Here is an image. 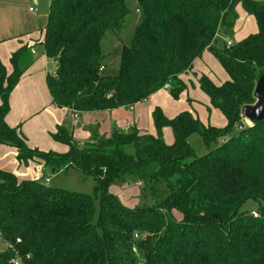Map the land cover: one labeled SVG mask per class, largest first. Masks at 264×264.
I'll return each mask as SVG.
<instances>
[{
  "label": "trees",
  "instance_id": "trees-1",
  "mask_svg": "<svg viewBox=\"0 0 264 264\" xmlns=\"http://www.w3.org/2000/svg\"><path fill=\"white\" fill-rule=\"evenodd\" d=\"M236 1L135 0L138 22L119 41L111 77L101 42L124 29L127 0H51L42 47L55 63L46 75L54 106L78 114L131 109L165 85L176 100L184 91L178 77L209 51L229 80L216 85L202 76L199 87L226 124L205 127L189 112L168 120L156 108L155 136L113 127L101 143L81 144L60 126L52 139L65 153L31 149L20 127L5 123L9 96L33 64L30 49L21 47L10 57L9 74L0 62V145L16 150L20 166L37 159L55 172L77 170L95 185L88 196L18 182L0 170V236L10 246L0 264H13L14 254L24 264H264V214L240 212L247 201L264 202V119L203 156L188 143L197 133L210 149L243 120L241 108L255 103V83L264 75V3L243 0L257 32L217 47L221 29L233 35ZM167 127L171 145L163 141ZM133 179L144 184L150 204L126 207L109 193Z\"/></svg>",
  "mask_w": 264,
  "mask_h": 264
},
{
  "label": "rangeland",
  "instance_id": "rangeland-1",
  "mask_svg": "<svg viewBox=\"0 0 264 264\" xmlns=\"http://www.w3.org/2000/svg\"><path fill=\"white\" fill-rule=\"evenodd\" d=\"M253 1L264 3V0H253ZM50 2L51 0H38V3L35 5L30 1L27 2L24 1V3L18 5L19 6L18 12L14 14L15 17H17L16 19L25 18L26 21H28L30 20V17H28L27 15V13H29L28 12L29 8L31 7L37 12L34 15L37 18L38 31L33 34V36L35 34L37 35L36 37H32L33 40L31 41L35 45L37 44V42H39V44L42 46ZM127 8L129 10V15L125 20L124 29L119 34L107 33L101 42L103 64L105 65L106 68L105 74L107 76L112 77L117 75L118 66H119V56H118V48L120 47L119 43L125 42L130 38L132 31L138 22L135 0H127ZM243 12L244 14H242ZM244 18L252 20L251 16L248 15L244 10H242V12H240L239 10V13H236V20L240 21L241 23ZM251 26L252 29H250L251 30L250 32L256 30V26L254 25V22ZM224 34H226V32L224 33V29L223 31L221 29L219 35H221L223 38L218 36L217 47H223L224 45H227V42H230L233 45L237 43L236 39L238 37L235 38L234 35L230 37L227 36L224 37ZM27 35L25 34L23 36L25 38H23L22 40H25L26 38L31 39L30 36ZM19 40L20 39L18 38L15 41H19ZM23 43H25V41H23ZM41 46L37 45L34 47L36 48V51L39 54L41 53ZM202 76L209 78L216 85H220L229 80L228 75L223 70L217 59L209 51H204L201 57L193 62L191 70L184 74H181L178 77L179 81L184 85V91L179 95L178 99L176 100L173 99L170 96L169 90L166 91L160 90L157 93L153 94L154 96L152 95L153 96L152 99L153 98L155 99V104H156L154 105L153 110L156 108L160 109L163 116L168 120L175 118L178 114L182 112H189L195 118H197L200 121V123L203 124V126L209 125L215 127H224L226 123L224 117L220 114L219 111L213 109L210 106L208 97L200 90L199 79ZM150 97L149 99H147V103L144 106L142 105L143 106L142 109L153 106L152 105L153 100ZM141 104L142 103H138L135 106H133L132 108L135 107L133 111H130L129 109L120 108L119 110L117 109L116 111L110 113L101 112V113L91 114L92 116L89 115L84 117L82 116L80 122L74 119L72 121H68L69 123H67V128H69L70 130V127L74 123L75 125H79L78 131L76 130L77 132L76 136L78 137L79 131H83L84 134H87L88 132L87 129L90 128L89 124H91V122L95 120L97 123L101 124V128H103L107 123L109 124V122H112L110 125L107 124L108 129L112 130L113 126L116 125L115 128L118 131L127 133L132 128H134L132 127L127 129L130 120L134 118L135 126H136L135 129H137L138 132L139 130L142 131L141 133L139 132V134H143V135L153 134L154 127L152 125V121L150 117L147 118L144 117L143 114H141L140 117L137 119V116L140 114L139 111ZM244 124L245 126L249 127V124L247 122H244ZM231 133L226 137L218 139L216 143L210 146V149H206L202 145L200 136L197 133L192 134L188 138V143L195 151L196 156H203L208 151L215 149L229 138L236 136L237 128L231 131ZM162 135L165 145H171L173 143V134L169 127L164 128L162 130ZM109 136L105 138H109ZM79 140L81 139L79 138ZM59 147H62L63 149H60ZM64 148H65L64 146L58 144V149H40V150H44V151L51 150L52 152L62 153L67 150ZM24 168H26L31 173L36 172L38 170L36 166H30L29 168L27 167ZM47 169H48L47 171L48 174L46 179H48V181H46L45 177H43L42 175H39V177H37V179H34V181L44 184L45 186L53 189L75 192L88 196L94 195L95 183L91 177L85 178L79 171L74 169L61 170L55 173H52L54 169H50V168ZM12 174L15 176L14 173ZM131 181H132L131 184L124 183L122 185L120 184L111 185L109 187V193L116 196L118 201L126 207L133 208L141 205L142 203L147 205L150 204L151 197L150 194L146 193V190H144L145 187L144 184L138 183L134 179ZM142 196H145L146 199L145 198L142 199L141 198ZM240 212H246L248 214L251 212H256L257 215H259V212H261L264 214V202L258 203L255 201H247L241 207ZM174 215L177 219H180L179 213L174 212ZM4 249L5 246L0 242V252L3 251Z\"/></svg>",
  "mask_w": 264,
  "mask_h": 264
},
{
  "label": "crops",
  "instance_id": "crops-1",
  "mask_svg": "<svg viewBox=\"0 0 264 264\" xmlns=\"http://www.w3.org/2000/svg\"><path fill=\"white\" fill-rule=\"evenodd\" d=\"M24 1H30L35 5L38 3V0H0V61L2 62V65H4L7 73L9 74L12 71L10 57L23 46H26L30 49L33 59V64L21 76L19 82L9 96V112L5 117V123L10 128L20 127L22 134L27 140V145L29 148L37 149L42 152H48L51 150L44 151L40 149H58L59 143L53 141L52 135L55 134L57 127L60 126H62L68 133H71L73 139L76 142L81 144L86 143L87 141L91 140L90 133L87 132V134H84L83 131H79L78 137L81 139L79 140V138L76 136V130L78 131L79 125H75L74 123L69 130V128H67V123H69L68 121L73 120L72 116L67 111V109H59L53 105L52 97L46 85V75L54 71L55 63L51 60H48L44 56L43 47L39 44V42H37L36 45L31 42L33 40L32 37H36L37 35L35 34L33 36V34L38 31L37 18L34 15L37 12L30 7L28 10L29 13H27L28 17H30V20L27 19L28 21H26L25 18L16 19L17 17L14 15L18 12V5L24 3ZM30 9H32V12ZM239 10L240 12L243 10L241 3L235 7L236 13H239ZM242 14H244V12ZM251 18L253 21L244 18L241 23L240 21L236 20L233 28V35L235 38L238 37L236 39L237 43L244 40L249 35L255 34L257 32L255 20L252 16ZM253 22L256 26V30L250 32ZM24 33L26 35L28 34L27 36H30L31 39L26 38L25 40H22L25 38L23 37L25 35ZM219 37L222 36L219 35ZM18 38L20 40L15 41ZM23 41H25V43H23ZM37 45L41 46L40 54L36 51V48H34ZM153 96L150 98L152 99ZM152 100L153 106L147 107L145 109H142V107L147 103V100L142 102L140 105V114L137 116V119L141 114H143L144 117L151 118L154 105H156L155 99L153 98ZM134 109L135 107L129 110L133 111ZM114 111L116 110L106 111V113ZM91 114L96 113L78 114L77 121L80 122L82 116H92ZM111 123L112 122H109V124H107L110 125ZM107 124L101 128V124L93 120L91 124H89V127L91 129L96 127L98 129L99 136L105 138L111 134V129H108ZM115 126L116 125L113 127ZM132 127H136L134 118L130 120L127 129ZM139 132L141 133L142 131L139 130ZM150 135L155 136V128L153 134ZM59 148L63 149L62 147ZM64 149H67V147ZM66 151L62 153H54L63 154ZM16 155L17 153L14 148L0 145V170L11 174L14 173L18 182L27 180L34 181V179H37L39 175H42L46 179L48 169L44 166L42 161L36 159L30 162L27 166H20L16 161ZM30 166H36L38 170L31 173L26 168H24H29ZM53 173H55V171ZM46 181H48V179H46Z\"/></svg>",
  "mask_w": 264,
  "mask_h": 264
},
{
  "label": "water",
  "instance_id": "water-1",
  "mask_svg": "<svg viewBox=\"0 0 264 264\" xmlns=\"http://www.w3.org/2000/svg\"><path fill=\"white\" fill-rule=\"evenodd\" d=\"M242 4L243 0H237L235 3V7L238 4ZM253 98L255 103L250 106H244L241 108L240 116L242 117V121H240L237 125V130L245 127L244 122L248 124L253 122H260L264 119V75L260 76L255 83ZM244 121V122H243ZM88 132L91 135V140L95 143H101L104 138L99 136L97 128H89ZM54 170L52 171V173Z\"/></svg>",
  "mask_w": 264,
  "mask_h": 264
},
{
  "label": "built area",
  "instance_id": "built-area-1",
  "mask_svg": "<svg viewBox=\"0 0 264 264\" xmlns=\"http://www.w3.org/2000/svg\"><path fill=\"white\" fill-rule=\"evenodd\" d=\"M30 11L32 12V9H30ZM231 45V43L230 42H227V46H230ZM163 90H169V85H165L164 87H163ZM67 111L70 113V115L72 116V118L74 119V120H77L78 119V113L77 112H74V111H72V110H68L67 109ZM250 215L252 216V217H258V215H257V213L256 212H251L250 213ZM0 242H1V236H0ZM2 243V242H1ZM20 243V241L18 240L17 241V244H19ZM4 246H5V248H10V246L7 244V243H2ZM13 264H24L23 263V261L19 258V256L17 255V254H14V258H13Z\"/></svg>",
  "mask_w": 264,
  "mask_h": 264
}]
</instances>
